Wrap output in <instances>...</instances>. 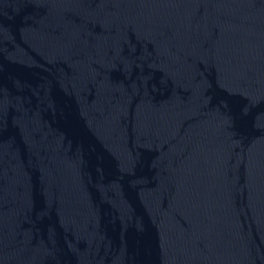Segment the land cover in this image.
Listing matches in <instances>:
<instances>
[{
  "label": "water",
  "instance_id": "obj_1",
  "mask_svg": "<svg viewBox=\"0 0 264 264\" xmlns=\"http://www.w3.org/2000/svg\"><path fill=\"white\" fill-rule=\"evenodd\" d=\"M0 264H264V0H0Z\"/></svg>",
  "mask_w": 264,
  "mask_h": 264
}]
</instances>
